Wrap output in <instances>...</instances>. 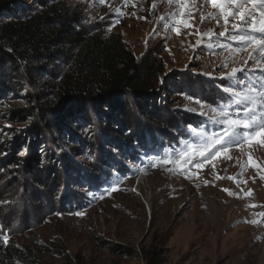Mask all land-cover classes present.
Segmentation results:
<instances>
[{
    "label": "rangeland",
    "instance_id": "1",
    "mask_svg": "<svg viewBox=\"0 0 264 264\" xmlns=\"http://www.w3.org/2000/svg\"><path fill=\"white\" fill-rule=\"evenodd\" d=\"M11 6L16 10L0 8V25L42 14L53 17L39 25L42 41H36L49 43V51L33 60L27 76L0 63V253L11 245L24 250L22 259L10 264H144L142 250L148 249L161 252V264H264V132L250 144L230 147L235 153L222 162L219 155L199 169L188 165L190 178L169 171L171 163L153 166L157 157L199 144L201 131L223 135L225 126L213 121L220 118V108L235 114L236 105L228 107L231 93H243L253 84L259 88L264 60L254 46L230 38L236 34L231 21L219 37L225 28L217 26V19H201L216 11L207 0H188L185 15L177 18L191 27L176 25L179 35L165 27L172 24L170 14L179 11L168 0H15ZM60 19L69 32L83 36L117 33L137 60L148 56L162 66L150 99L155 118H141L129 139L107 133L105 119L85 123L75 118L64 137L41 133L45 143L35 150L39 163L7 169L4 161L12 154L26 161L34 148L33 135L25 133L31 123L13 113L50 108L74 70L80 45L60 43ZM209 31L211 41L201 39L200 33ZM234 67L244 71L222 79ZM230 86L231 93L225 91ZM29 93L36 102H30ZM19 135L24 144L16 139ZM81 141L90 145L85 149ZM69 147L78 151H66ZM240 147L246 152L236 156ZM59 152L66 153L72 171L63 166ZM40 170L45 186L36 177Z\"/></svg>",
    "mask_w": 264,
    "mask_h": 264
},
{
    "label": "trees",
    "instance_id": "2",
    "mask_svg": "<svg viewBox=\"0 0 264 264\" xmlns=\"http://www.w3.org/2000/svg\"><path fill=\"white\" fill-rule=\"evenodd\" d=\"M14 2L15 0H0V8L8 12L15 11L16 9L11 6ZM52 17L42 14L40 18L20 24L2 23L0 25V63L15 67L18 71L24 70V76H27L33 70L29 68L33 60L47 55L49 51L46 48L49 43L36 41L37 37L42 41V36L38 32L39 25ZM60 20L62 22L56 31L58 35L63 36V42L60 43L80 45L74 61V70L71 78L61 83L59 97L50 108L39 105L33 109H22L13 113L16 119L28 120L31 123L25 133L33 135L30 145L34 144V148L31 149L26 161L12 154L4 161L9 165L7 169L18 168L20 162L39 163L40 158L35 150L38 145L45 143L41 133L45 132L49 135L55 133L58 137H64V128H70L75 118L85 123H90L92 117L99 123L105 119V131L118 139H129L128 137L134 135L135 125L141 118L148 121H153L155 118L150 99L154 93L153 80L160 77L162 66L148 56L137 60L117 33H110L106 37L86 33L83 36L81 32L74 30L69 32L71 28L65 24V20ZM28 96L30 102H36L35 97L33 98L30 93ZM104 108L106 111L102 110ZM35 109L46 112L39 114ZM50 116L51 119H47ZM115 123L119 124V128L112 127ZM16 139L20 144L25 143L21 135ZM52 139L57 141L55 137ZM81 145H85L86 149L90 144L81 141ZM45 150L47 151L48 148L46 147ZM70 150L78 151L73 147L66 148V151ZM58 155L63 166L72 171L73 166L68 161L66 153L59 152ZM44 156L48 159L47 154ZM54 171H56L55 168ZM38 174L40 175L36 176L37 180L45 186L46 184L42 182L44 172L40 170ZM23 254L24 250L12 245L7 246L0 253V264H10L12 260L19 261ZM141 256L144 264H161L162 262L161 252L154 249L142 250Z\"/></svg>",
    "mask_w": 264,
    "mask_h": 264
},
{
    "label": "snow or ice",
    "instance_id": "3",
    "mask_svg": "<svg viewBox=\"0 0 264 264\" xmlns=\"http://www.w3.org/2000/svg\"><path fill=\"white\" fill-rule=\"evenodd\" d=\"M105 2L106 0H99L100 4H105ZM125 3H127V0H125ZM174 3L179 6V11L170 14L172 24H165V27H171V30L179 35L180 28L176 27V25L191 27L186 19L177 18L185 15V7L188 0H168L169 5ZM207 3L216 11L209 12L206 17H202V22H206L207 19H217V26L225 28V31H220L218 36L224 37L229 31L227 26L231 21V30L236 34L230 38L245 46H254V52L259 51L261 53L260 59L264 60V0H207ZM152 7L155 8L156 4L153 3ZM116 11L120 15L123 14L119 9H116ZM160 19L164 21L165 17L161 16ZM220 19L223 20V25L220 24ZM200 36L201 39L206 36L211 41L213 32L200 33ZM197 43L199 44L200 41L198 40ZM219 46L224 47L222 44ZM229 50L231 52L241 51V49H231L230 47ZM224 66L227 67L226 64ZM243 71V68L234 67L227 74V77H222V79L235 78L238 73ZM261 81L259 88L253 84L243 93H231V86L225 89L233 96V100L230 101L228 107L230 108L232 104H235L237 110L234 115L224 108H220L217 113L220 118L215 119L213 122L225 126L223 135H218L217 133L206 134L201 131L197 133L201 141L199 144H186V150L174 153L173 156L157 157L153 166L155 167L157 163H171L173 168L169 169V171H174L184 175L185 178H190L188 165L199 169L205 162L215 160L221 153L226 155L228 149L232 146L239 147L244 143L250 144L253 136L264 132V77H261ZM213 111H217V109L214 108ZM227 158L231 159V157ZM217 178L219 179L220 177ZM229 179L235 180V177H229ZM225 191L228 190L225 189ZM229 194L231 195L232 193L229 192ZM252 207L258 206L253 205ZM76 215H82V213H76ZM261 216H264V213H261ZM252 222L257 223V221ZM4 239L6 241L7 238L5 237Z\"/></svg>",
    "mask_w": 264,
    "mask_h": 264
},
{
    "label": "bare ground",
    "instance_id": "4",
    "mask_svg": "<svg viewBox=\"0 0 264 264\" xmlns=\"http://www.w3.org/2000/svg\"><path fill=\"white\" fill-rule=\"evenodd\" d=\"M132 5V4H131ZM134 5V4H133ZM137 7V6H136ZM135 8V7H134ZM143 8V7H142ZM256 140V139H255ZM254 140V141H255ZM249 146H251V145H247V146H245L246 147V149L247 148H249ZM245 149V150H246ZM249 151V150H248ZM229 152H233V153H235V151H233V150H228L227 151V154H229ZM246 151H244V147L242 148V147H240V149L237 151V154H236V156H238V154L239 155H242L243 153H245ZM223 155V156H222ZM221 156H222V159H220V162H222L225 158H226V156H225V154L224 153H221ZM230 165H231V163H230ZM230 165H227V166H224V168L225 169H227V170H229V169H232L231 168V166ZM233 167V166H232ZM227 170H224V171H227ZM147 217H148V219L150 220V222H151V220H152V217H153V215H152V211H151V209L148 207V210H147Z\"/></svg>",
    "mask_w": 264,
    "mask_h": 264
}]
</instances>
